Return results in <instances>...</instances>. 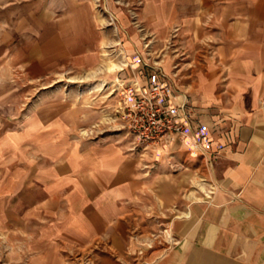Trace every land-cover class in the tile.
I'll list each match as a JSON object with an SVG mask.
<instances>
[{
	"label": "crops",
	"instance_id": "0c3cea01",
	"mask_svg": "<svg viewBox=\"0 0 264 264\" xmlns=\"http://www.w3.org/2000/svg\"><path fill=\"white\" fill-rule=\"evenodd\" d=\"M7 3L0 264H66L94 245L96 264L159 250L152 264H264V0H125L115 34L95 0ZM75 62L102 68L90 90L111 94L26 98ZM158 73L187 137L143 146L113 112Z\"/></svg>",
	"mask_w": 264,
	"mask_h": 264
},
{
	"label": "built area",
	"instance_id": "2783aa9c",
	"mask_svg": "<svg viewBox=\"0 0 264 264\" xmlns=\"http://www.w3.org/2000/svg\"><path fill=\"white\" fill-rule=\"evenodd\" d=\"M171 96L166 77L159 73L144 90L124 89L119 122L138 144L155 146L171 135L187 137V111L184 104L173 103ZM97 248V245L84 248L69 260L70 264H95Z\"/></svg>",
	"mask_w": 264,
	"mask_h": 264
},
{
	"label": "rangeland",
	"instance_id": "374dc122",
	"mask_svg": "<svg viewBox=\"0 0 264 264\" xmlns=\"http://www.w3.org/2000/svg\"><path fill=\"white\" fill-rule=\"evenodd\" d=\"M37 4L40 1L44 3V0H0V12L6 10L7 2L10 4L16 5V10L19 9V4L23 2ZM125 0H95V6L97 9L101 10L102 18L100 19V29L103 31L111 32V34H115L116 30L114 26L118 28L116 21L113 20V17L118 16L120 12L123 11L125 4ZM45 4V3H44ZM103 17H106L107 21ZM112 46H114L112 42ZM107 73L101 69L89 70L86 68L85 64H79L75 62L74 66L69 65L64 69L63 73L58 75H48L45 78L47 80L41 81L36 80L30 83V87L21 88L27 91L26 98H39L40 95L44 96V98H107L109 94H111L110 87L101 86L98 89L90 90L91 87L96 83L95 80L106 76ZM17 87L20 84L18 77L16 76L14 79ZM94 83V84H93ZM126 89V88H124ZM121 93L124 91L123 88L120 90ZM122 107L117 108L116 111L113 112V121L117 122L123 130L130 136L135 143L137 141L134 137L127 132L126 129L119 122V112ZM112 121V120H111ZM138 144V143H137ZM99 246L97 251L99 250ZM165 249V248H164ZM130 251L135 253L136 248L130 247ZM163 250H159L149 256H135V260L132 264H152L153 261L160 255ZM76 254H73L70 258H68L66 264H70V259L74 257ZM96 264V262H95Z\"/></svg>",
	"mask_w": 264,
	"mask_h": 264
}]
</instances>
